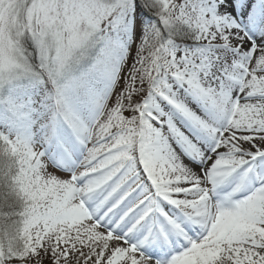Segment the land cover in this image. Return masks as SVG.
Listing matches in <instances>:
<instances>
[{
	"label": "snow or ice",
	"instance_id": "1",
	"mask_svg": "<svg viewBox=\"0 0 264 264\" xmlns=\"http://www.w3.org/2000/svg\"><path fill=\"white\" fill-rule=\"evenodd\" d=\"M0 264H264V0H0Z\"/></svg>",
	"mask_w": 264,
	"mask_h": 264
}]
</instances>
